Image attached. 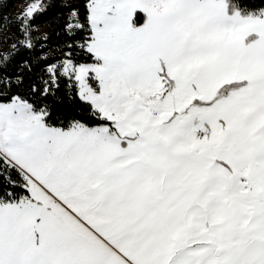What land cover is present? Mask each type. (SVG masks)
<instances>
[{
	"label": "snow or ice",
	"instance_id": "obj_1",
	"mask_svg": "<svg viewBox=\"0 0 264 264\" xmlns=\"http://www.w3.org/2000/svg\"><path fill=\"white\" fill-rule=\"evenodd\" d=\"M6 6L0 264H264V0Z\"/></svg>",
	"mask_w": 264,
	"mask_h": 264
},
{
	"label": "trees",
	"instance_id": "obj_2",
	"mask_svg": "<svg viewBox=\"0 0 264 264\" xmlns=\"http://www.w3.org/2000/svg\"><path fill=\"white\" fill-rule=\"evenodd\" d=\"M20 0H7V6L3 9L4 13L7 14L8 19L11 20L18 14L17 7L19 5ZM62 0H58V4L61 3ZM65 12L62 10H51L48 14L39 16L36 20V25L39 27L40 31L38 35H43L44 33H51L54 29L58 27L59 24L63 23V16ZM9 33H5L8 35ZM55 39V38H54ZM9 49L8 44H4L0 51H7Z\"/></svg>",
	"mask_w": 264,
	"mask_h": 264
},
{
	"label": "rangeland",
	"instance_id": "obj_3",
	"mask_svg": "<svg viewBox=\"0 0 264 264\" xmlns=\"http://www.w3.org/2000/svg\"><path fill=\"white\" fill-rule=\"evenodd\" d=\"M25 3H26V0H20L19 5H18L17 10H16V11H18V13L21 11V6L24 5Z\"/></svg>",
	"mask_w": 264,
	"mask_h": 264
}]
</instances>
